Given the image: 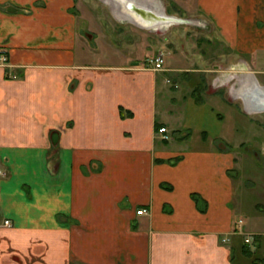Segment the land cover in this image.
Returning <instances> with one entry per match:
<instances>
[{"label":"crops","instance_id":"1","mask_svg":"<svg viewBox=\"0 0 264 264\" xmlns=\"http://www.w3.org/2000/svg\"><path fill=\"white\" fill-rule=\"evenodd\" d=\"M197 2L224 52L159 76L141 58L170 23L142 27L111 1L97 29L75 0H0V264H264V222L243 219L230 172L264 117V0ZM168 74L186 75L184 125L158 109Z\"/></svg>","mask_w":264,"mask_h":264},{"label":"rangeland","instance_id":"2","mask_svg":"<svg viewBox=\"0 0 264 264\" xmlns=\"http://www.w3.org/2000/svg\"><path fill=\"white\" fill-rule=\"evenodd\" d=\"M151 2H154V0ZM158 2L159 4H161L158 6H162V8H164L165 6V9L167 7V10L169 12L170 10L175 9V7H177L178 12L181 15H184V13L186 14L192 10L193 11L195 10L194 12H191L189 14H194L195 16H197L196 18L198 19L192 22L178 21V22L167 24V26H165V29H163L162 31H159L160 34H158L159 35L158 38L161 41V43L156 44L157 46L155 47L153 46L152 48L153 51L145 55L143 58H141V67L146 68L143 65V62L145 61L147 57L151 56L152 54L162 52L164 57L169 56L168 57L169 61L167 59L166 63L164 62L162 69L153 70L150 68H146V69L153 70L156 73H159V76H161L162 73H167V71H165L167 68L166 66H170L171 64H175V65H172L174 67L177 65L181 67H185V68L187 66H191V65H188L187 63L189 62V60L184 59L183 55L192 56V54L199 53L200 57H203L204 55L205 58L208 59L211 57L210 60H213L215 57H217V53L224 52L225 48L221 46L223 44H218L219 41H217L218 39L217 33L212 28V24H211L212 22L209 21L208 24L207 23L204 24V22L203 23L201 22L202 19L200 17H202V12H201V7L200 6L198 7L197 0H161V1L158 0ZM75 3H76L75 5L77 7L78 12H81L83 16L97 23L96 25L97 29L101 28L103 25H106L109 22V19H112L110 17L111 16L110 14L113 8L111 4L107 2V0L106 1L104 0H75ZM154 3L157 6L156 1ZM167 10H166V13L170 14L167 12ZM173 14L177 15L176 13H173ZM179 17L186 18L183 16H179ZM113 24L116 27V29L120 27V26L118 27V25L120 24L116 23L114 20H113ZM206 26L207 28H205ZM208 29H210V32L208 31ZM141 31L143 32V37L145 34H148L147 32L143 30ZM149 36L150 35L146 36L147 41L145 42L147 44H148V40H150V38H153ZM152 36L156 38L155 35H152ZM143 37L141 38L143 39ZM199 64L200 66H198V68H205L206 66H209L210 68L212 67V65H210L212 63H208L206 64V66L205 64L201 62L198 63V65ZM170 76L171 75L169 74L165 75V78H164V80H166L164 81L165 86L163 87V89H161L162 92L159 93V96H158L159 98L158 99V109L161 110L162 112H165L167 111V109H170L175 114L177 112H180L181 116H180L179 124L184 125V123L186 122L184 119L187 118L188 120V113H185L188 108V101L184 100L182 103H178L176 102L174 98H176V96L180 94L177 91H175L176 89H180L181 92L182 90L185 92V89L188 85L186 81V75L183 76V74H181L180 76L175 77L174 79H171ZM179 83H183V84L179 85ZM183 93H181V95H183ZM205 112L208 113L207 108L205 109ZM214 115L215 117L211 116L210 118L209 116H206V120L204 121L203 124L206 126H209L212 124L217 125V123H220L218 121L221 118H218V115L216 114V112ZM192 117L195 120L196 116L193 115ZM225 119H229L234 122L238 118H235V116L234 118L228 117L226 115ZM250 120L253 122V124L258 125V127L256 126V129L258 130L257 131L254 130L255 134L253 136V139H255L256 141H253V145H248V146L245 145L244 143L245 141H243L244 144L240 146V148H244L247 151H242L244 153L243 160H241L242 168H240L239 170L237 169L235 165L233 168H231L230 172L234 174V177L236 179L235 183L237 187H239L242 191V202L248 199V203L244 206H249V207L252 206L251 211H250L251 214L244 213L243 219L247 222H251L253 221V219L254 220L257 219L261 222H264V144H263L264 143V129H263L264 128V117L261 114L252 115V117H250ZM245 122L250 123V121L248 120ZM224 124L227 125L229 123L227 120H224ZM260 125H262L263 128L259 127ZM248 133H249V128L245 126L243 130H239L235 133V137L237 139L241 137L242 139H244L243 137H246ZM198 137H199V132L198 130H195L192 134V138H198ZM0 175L2 176L4 175V173H0ZM240 193L241 192H239V194ZM254 208H256L259 212V213L257 212L258 214L256 217L254 213L252 212V210L254 211ZM248 210H250V208H248L247 211ZM4 221L5 219L2 220L4 225H9V224H5ZM241 222H243L242 219L239 222L240 227H241L240 224H242ZM259 228H264V226H260ZM248 237L250 236L248 235ZM243 239H245L246 242L249 241L250 239V241L254 243L253 241L254 239L252 238H247V237L245 238L244 236ZM246 242L244 244L245 246H247V248L244 246L245 247L244 249L246 250H243V251L248 253L249 244L247 243L249 242L247 243ZM261 250H264V247L261 248L260 251ZM250 256H252L250 259H253L254 255L250 254Z\"/></svg>","mask_w":264,"mask_h":264},{"label":"water","instance_id":"3","mask_svg":"<svg viewBox=\"0 0 264 264\" xmlns=\"http://www.w3.org/2000/svg\"><path fill=\"white\" fill-rule=\"evenodd\" d=\"M117 4L113 7L115 11L127 13L132 21L141 24L142 27H152L154 25H162L174 23L178 21H189L186 18H180L174 15L167 14L162 6L152 4H141L137 0H111ZM114 3H111L113 5ZM264 91V86H260ZM264 102V101H263ZM263 109V106H259Z\"/></svg>","mask_w":264,"mask_h":264},{"label":"built area","instance_id":"4","mask_svg":"<svg viewBox=\"0 0 264 264\" xmlns=\"http://www.w3.org/2000/svg\"><path fill=\"white\" fill-rule=\"evenodd\" d=\"M6 53H7V51L0 50V64L3 65V66H9V62H8ZM143 65L146 68H150V69H153V70L162 69V67L164 65V55H163V53L159 52V53H156V54H153V55L147 57L145 59V61L143 62ZM7 75L15 77V75H13V74H11L9 72L7 73ZM158 132L161 134V136L163 138L167 137V134H165V132H166V128L165 127H163V126L159 127ZM0 173H3V172L0 170ZM146 212H147V210L145 208H139L136 211L137 214H143V213H146ZM4 223L5 224H9L8 219H5Z\"/></svg>","mask_w":264,"mask_h":264},{"label":"bare ground","instance_id":"5","mask_svg":"<svg viewBox=\"0 0 264 264\" xmlns=\"http://www.w3.org/2000/svg\"><path fill=\"white\" fill-rule=\"evenodd\" d=\"M104 1H106V0H104ZM107 2H108V3H111V0H110V1H109V0H107ZM144 2H145V1H144ZM146 2H147V1H146ZM157 5H160V4H159V2H158V4H157ZM111 6H112V5H111ZM164 25H165V24H162V25H159V26L163 27ZM152 28H153V27H152ZM155 28H156V26H155ZM245 99H246V98H245Z\"/></svg>","mask_w":264,"mask_h":264},{"label":"flooded vegetation","instance_id":"6","mask_svg":"<svg viewBox=\"0 0 264 264\" xmlns=\"http://www.w3.org/2000/svg\"><path fill=\"white\" fill-rule=\"evenodd\" d=\"M142 2H144V1H142ZM144 4H146V3H144Z\"/></svg>","mask_w":264,"mask_h":264}]
</instances>
